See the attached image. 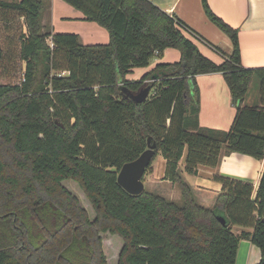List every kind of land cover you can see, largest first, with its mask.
Returning a JSON list of instances; mask_svg holds the SVG:
<instances>
[{
	"label": "trees",
	"instance_id": "obj_1",
	"mask_svg": "<svg viewBox=\"0 0 264 264\" xmlns=\"http://www.w3.org/2000/svg\"><path fill=\"white\" fill-rule=\"evenodd\" d=\"M63 1L104 27L108 43L44 31L43 0H0V21L16 13L26 28L22 80L0 84V264H107L101 232L122 238L117 264H235L241 238L259 248L256 264H264V169L254 197L251 183L215 175L222 190L206 207L178 167L185 148L190 174L199 164L216 166L223 152L264 157V106L243 104L254 78L264 97V66L242 65L238 29L201 0L232 43L225 53L203 38L223 58L215 63L183 32L195 30L151 0ZM166 48L178 49L180 59L126 78ZM211 72L222 74L236 108L227 130L198 124L195 76ZM148 80L145 100L123 97L122 87L137 91ZM148 138L156 149L147 169L160 151L179 203L145 189L130 194L117 182L122 164L145 150ZM65 179L83 191L92 218ZM233 225L252 231L238 235Z\"/></svg>",
	"mask_w": 264,
	"mask_h": 264
},
{
	"label": "crops",
	"instance_id": "obj_2",
	"mask_svg": "<svg viewBox=\"0 0 264 264\" xmlns=\"http://www.w3.org/2000/svg\"><path fill=\"white\" fill-rule=\"evenodd\" d=\"M151 1L166 12L175 14L195 30L201 38L187 31L183 32L196 44L201 53L215 63H221L223 58L209 43L220 47L225 53L231 52V40L224 32L226 36L219 32L220 29L217 30L207 18L201 0ZM207 2L216 15L230 26L238 29L242 65L245 67L264 66V0H207ZM46 3L45 12L43 11L41 15L43 28H47L44 31L52 34L58 32L75 33L79 35L80 42L86 45L108 43L109 34L107 30L94 21L84 20L80 10L63 0H47ZM203 38L209 43H206ZM179 59L180 52L178 49L166 48L161 55H154L148 66L133 68L126 75V78L137 80L145 72L152 69L156 63L173 62ZM195 82L199 96V111L197 113L199 126L227 130L233 121L236 108L232 103L229 88L222 74L219 72L197 74ZM250 89L243 104L264 106V97L260 96L259 85L258 88H254L252 94ZM186 154L187 148L183 150L178 161V167L183 179L192 188L198 204L213 207L217 195L222 190V184L214 179L215 175L251 183L253 185L252 196H255L264 169V157L258 159L240 152H223L216 166L199 164L196 173L190 174L184 170ZM165 168L166 159L159 151L152 161L151 167L146 169L143 174L144 189L179 203L181 202L180 189L176 183L164 178ZM87 203H89L88 200ZM85 209L90 216L89 210ZM92 212L94 214L93 209ZM244 230L250 232L252 228L238 226L237 231L233 228L234 233ZM246 253L247 255L252 254L253 257H258L260 254L254 244L247 247ZM247 262H250L248 257Z\"/></svg>",
	"mask_w": 264,
	"mask_h": 264
},
{
	"label": "rangeland",
	"instance_id": "obj_3",
	"mask_svg": "<svg viewBox=\"0 0 264 264\" xmlns=\"http://www.w3.org/2000/svg\"><path fill=\"white\" fill-rule=\"evenodd\" d=\"M43 1L45 3L47 2V0ZM46 5L45 7H47ZM43 11L45 12V10ZM6 18H9L7 19L6 23H3L2 20L0 21V43L4 50V59L0 64V84H15L19 83L22 80L25 70V61H23L20 57V48L22 42L21 40L24 36L23 32H26V28L23 18L17 16L16 13H11L10 15H7ZM214 27L219 30L216 25H214ZM43 30H47V28L44 27ZM219 32H222V34H224L221 30H219ZM47 41L51 45L50 37L47 39ZM51 72L52 74H67L60 70H52ZM258 83V79L254 78L251 83L252 86L250 87L251 94L254 88H258ZM154 88L151 90V92L154 91ZM62 183L79 198L80 203L84 208H87L89 210L90 217L92 218L94 214L92 212V209H90L91 206L89 205V203H87L83 191L80 189L78 184L71 179H65ZM238 226L240 225H233L232 230L234 228V230L237 231ZM236 234L240 235V232ZM101 236L102 250L106 257L107 264H117L118 256L123 245L122 238L119 235L111 234L109 232H101ZM251 245L252 243L248 239H240L238 250L239 252L237 253L235 264H256L259 262L260 250L258 247V257H253L252 254L247 255L246 253L247 247ZM247 257L249 258L250 262H247Z\"/></svg>",
	"mask_w": 264,
	"mask_h": 264
},
{
	"label": "water",
	"instance_id": "obj_4",
	"mask_svg": "<svg viewBox=\"0 0 264 264\" xmlns=\"http://www.w3.org/2000/svg\"><path fill=\"white\" fill-rule=\"evenodd\" d=\"M153 81H146L137 91H131L126 87H122V95L124 98L133 102H142L150 93ZM156 144L150 143L147 139V148L143 150L134 160L125 162L120 167L117 174V182L130 194H140L144 190L143 174L150 164L155 154ZM224 223L223 217H218Z\"/></svg>",
	"mask_w": 264,
	"mask_h": 264
}]
</instances>
